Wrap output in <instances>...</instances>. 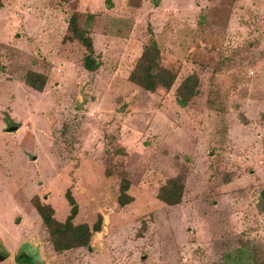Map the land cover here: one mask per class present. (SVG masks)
<instances>
[{
	"label": "rangeland",
	"instance_id": "rangeland-1",
	"mask_svg": "<svg viewBox=\"0 0 264 264\" xmlns=\"http://www.w3.org/2000/svg\"><path fill=\"white\" fill-rule=\"evenodd\" d=\"M77 12L100 60L64 40ZM154 38L170 89L128 77ZM28 70L47 77L42 91ZM198 76L186 106L175 89ZM16 125L14 131H7ZM170 177L181 201L157 197ZM128 180L131 202L118 203ZM101 229L55 251L34 202ZM264 0H1L0 264H264Z\"/></svg>",
	"mask_w": 264,
	"mask_h": 264
},
{
	"label": "trees",
	"instance_id": "trees-1",
	"mask_svg": "<svg viewBox=\"0 0 264 264\" xmlns=\"http://www.w3.org/2000/svg\"><path fill=\"white\" fill-rule=\"evenodd\" d=\"M79 16L76 11L70 14L63 39L77 41L83 46L85 54L82 65L86 71L92 72L99 68L101 62L95 55L92 37L88 33L87 28L80 25ZM159 54V48L155 39L150 38L136 60L128 79L139 87L151 92L158 89H170L176 79V73L169 68L155 71V68L160 64ZM23 80L30 88L42 91L47 77L43 73L28 70ZM198 83V76L192 73L178 84L175 94L176 101L180 106H186L197 95ZM128 188V180H123L117 198L121 206L128 204L132 200V197L127 193ZM183 189L184 183L180 178L170 177L159 187L157 197L167 205H175L181 201ZM65 198L70 208L68 215L61 221L55 218L54 210L49 204H41L38 201L34 202V207L48 231L52 247L55 251L59 252L75 247L88 246L92 237H94V233L99 232L101 229V216L91 226L87 223H74L73 220L78 213V204L70 190H66ZM16 260L19 264H34L30 255H18L16 256Z\"/></svg>",
	"mask_w": 264,
	"mask_h": 264
},
{
	"label": "water",
	"instance_id": "water-1",
	"mask_svg": "<svg viewBox=\"0 0 264 264\" xmlns=\"http://www.w3.org/2000/svg\"><path fill=\"white\" fill-rule=\"evenodd\" d=\"M17 129V126L16 125H13V126H9L6 130L7 131H14Z\"/></svg>",
	"mask_w": 264,
	"mask_h": 264
}]
</instances>
